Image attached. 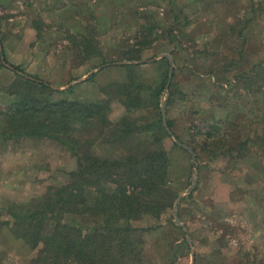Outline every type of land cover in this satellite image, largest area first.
Listing matches in <instances>:
<instances>
[{"label": "rangeland", "instance_id": "rangeland-1", "mask_svg": "<svg viewBox=\"0 0 264 264\" xmlns=\"http://www.w3.org/2000/svg\"><path fill=\"white\" fill-rule=\"evenodd\" d=\"M143 23L155 26L153 40L137 41ZM0 41L9 64L52 85V101H110L112 123L129 117L137 125L162 119L163 109L168 130L162 119L163 127L172 135L162 147L169 158L168 187L177 195L173 206L186 196L177 206L179 225L174 207L159 220L135 222L156 228L143 234L144 264H264V141L256 135L260 149L251 147L241 161L205 153L197 160L183 144L195 154L193 164L189 151L178 147L179 140L191 143L190 135L196 145L199 132L213 130L221 118L225 130L240 125L229 141L260 130L264 139L258 124H264V0H0ZM144 43L136 59H127ZM167 57L173 65L168 87ZM233 68H242L244 76L216 82L221 71ZM165 75L156 98L152 92ZM17 80L0 68V109L9 102L5 89ZM129 82L128 95L120 89ZM127 95L139 100L137 106L123 105ZM4 127L0 117V135ZM91 150L99 157L125 154L123 147L100 142ZM76 169V157L59 142L0 136V264H29L37 257L41 246L34 249L14 234L12 213L65 185ZM81 222L87 229L99 225L88 217Z\"/></svg>", "mask_w": 264, "mask_h": 264}, {"label": "trees", "instance_id": "trees-1", "mask_svg": "<svg viewBox=\"0 0 264 264\" xmlns=\"http://www.w3.org/2000/svg\"><path fill=\"white\" fill-rule=\"evenodd\" d=\"M154 27L141 24L137 32L141 38L137 41H150ZM146 44L127 53V59H136L140 50L148 46ZM164 61L168 66L167 60ZM0 68L11 71L18 79L4 91L9 102L5 109H0L5 124L0 136L7 140H53L66 146L77 160V169L69 174L65 185L50 189L41 201L24 212L12 213L14 234L34 249L41 246L37 257L29 264H144L142 237L156 228L136 226L135 222L145 216L159 220L172 210L177 197L168 187L169 158L162 141L169 133L160 115L147 125H137L129 117L112 123L108 119L110 101L102 104L52 101L50 95L55 92L52 85L9 64L3 51ZM241 70H223L216 82L224 77L231 84L228 79L237 76L234 74H240L238 79L244 76ZM228 73H232V77ZM166 83L167 75L160 81L158 90L155 88L152 92L154 97L158 98ZM132 87L129 82L120 90L129 95ZM128 95L123 102L127 109L133 102ZM133 103L137 106L139 100ZM154 108L158 110V103ZM214 121L213 130L199 132L196 145L194 135H190L191 143L178 138L180 144L192 147L197 160L199 154L205 153L207 157L219 154L241 161L250 156L251 147L260 149L262 142L257 143L256 135L264 141L261 130L255 136L229 141L240 125L235 122L232 128L225 130L224 118ZM258 124L264 127L263 123ZM96 142L123 147L125 154L117 158L99 157L91 150ZM230 142L233 143L230 145ZM83 217L97 220L99 225L87 229L82 225Z\"/></svg>", "mask_w": 264, "mask_h": 264}, {"label": "water", "instance_id": "water-1", "mask_svg": "<svg viewBox=\"0 0 264 264\" xmlns=\"http://www.w3.org/2000/svg\"><path fill=\"white\" fill-rule=\"evenodd\" d=\"M167 58L169 59V62H170L169 81H168V84H167V87H168L169 82H170V79H171V76H172L173 65H172L171 57H167ZM122 64H123V63H122ZM124 64H125V63H124ZM167 87H166V88H167ZM162 119H163V124H164V126H165L166 129L168 130V128H167V126H166V119H165V114H164L163 109H162ZM168 132H169V131H168ZM169 134L171 135L170 132H169ZM171 136H172V135H171ZM178 145H180L182 148H184V149H186L187 151H189V153H190V155H191V157H192V162H193V164H194L196 160H195V154L193 153V151H192L190 148L181 145L180 143H178ZM193 167H194V166H193ZM195 183H196V179H195V177H194V175H193V176H192V185H191L190 190H192V189L194 188ZM189 192H190V191H188L187 193H189ZM185 196H186V194H183V195L179 196V197L177 198V200H176L174 206H173V207H174V219H175V223H177L178 225H179V218H178V215H177V206H178L179 202L182 200V198L185 197ZM184 230L187 232V230H186L185 227H184ZM186 239H187L189 245L191 246L188 235L186 236ZM192 257H193V254H192Z\"/></svg>", "mask_w": 264, "mask_h": 264}, {"label": "crops", "instance_id": "crops-1", "mask_svg": "<svg viewBox=\"0 0 264 264\" xmlns=\"http://www.w3.org/2000/svg\"><path fill=\"white\" fill-rule=\"evenodd\" d=\"M67 8H68V7H67ZM68 11H69L68 9H67V10H65V9H64V11H63V12H68ZM68 13H69V12H68ZM65 14H67V13H65ZM78 21H79V20H78ZM73 26H75V25H73ZM76 26H77V27H78V29H79V25H76ZM68 28H69V26H68ZM78 29H77V30H78ZM4 47H5V45H4Z\"/></svg>", "mask_w": 264, "mask_h": 264}]
</instances>
